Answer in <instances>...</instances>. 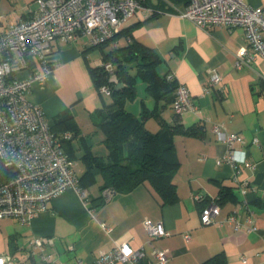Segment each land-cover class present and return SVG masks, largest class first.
<instances>
[{"label": "crops", "instance_id": "1", "mask_svg": "<svg viewBox=\"0 0 264 264\" xmlns=\"http://www.w3.org/2000/svg\"><path fill=\"white\" fill-rule=\"evenodd\" d=\"M28 1L14 21L1 22L0 30L18 18L31 17L33 0ZM244 1L264 11V0ZM160 9L164 12L147 18L137 13L125 27H130L128 33L134 39L158 55L157 75L172 72L176 82L187 87L196 108L182 111L180 123L183 129L195 126L202 132L173 135L179 161L173 174L177 201L162 204L147 182L128 192H113L104 200L102 178L95 168L92 181L83 179L79 183L84 198L76 189L68 188L49 200L46 209L29 224H20L13 218L0 219V232L11 257L27 250L32 237L49 236L53 244L46 251L59 264H75L78 257L89 263L100 250H111L115 241L123 239L131 248L145 250L144 264L152 260L154 249L167 251L166 264H201L220 251L227 264H264V58L258 57L251 66L236 68L235 54L247 44L242 27L204 29L180 17L171 7ZM113 42L104 50L124 46L128 38L123 33ZM86 47L85 38L56 41V65L42 83L33 81L27 91L28 100L41 107L56 133L71 132L63 148L79 162L78 178L86 170L84 154L104 157L108 153L98 117L105 113L110 95L98 92L89 71L102 54L98 48V57H92V48L85 50ZM127 68L135 71L133 64ZM213 70L220 80L211 85ZM146 86L147 82L138 75L135 96L126 101L125 107L138 118L147 110L142 118L145 126L158 132L162 122L173 123L175 112L172 102L157 98ZM64 117L66 121H59ZM214 124L242 136L243 143L235 142L234 149L237 159L244 158L243 162L233 164L221 159L227 147L213 130ZM195 193L200 195L199 200L194 199ZM210 204L219 205L220 213L212 223L202 224L201 212ZM231 216L243 225H249L251 218L255 230L236 232L234 222L229 221ZM145 219L160 223L169 235L151 239L142 225ZM101 224L110 230H104ZM13 259L19 261L17 257Z\"/></svg>", "mask_w": 264, "mask_h": 264}, {"label": "built area", "instance_id": "2", "mask_svg": "<svg viewBox=\"0 0 264 264\" xmlns=\"http://www.w3.org/2000/svg\"><path fill=\"white\" fill-rule=\"evenodd\" d=\"M157 1L158 4H151L150 0H33L31 17L18 18L13 25L0 30V164L10 170L0 180V219L13 218L20 224H29L46 209L49 200L68 188L76 189L85 197L79 187L76 161L63 148L71 132L56 133L41 107L27 98L31 83H42L56 65L53 56L56 41L85 38L88 45H100L111 41L137 13L147 18L164 12L160 7L167 4L180 17L204 29L242 27L247 44L235 54L236 68L251 66L258 57L264 58V11L260 8L244 0ZM1 22L0 19V28ZM95 66L108 74L109 81L116 82L115 65L111 61L100 58ZM166 79L174 80L175 76L168 72ZM219 80L220 75L213 70L211 85ZM98 92L110 95L111 89L103 85ZM172 108L178 114L188 108L196 110L185 85L177 83ZM213 130L227 147L221 159L233 164L237 160L243 162L244 158L237 159L234 149L235 142L243 143L242 136L225 132L222 124H214ZM113 192L112 188H104L103 199L108 200ZM193 197L200 199L198 193ZM220 210L217 204L205 207L201 212L202 224L212 223ZM229 221L234 222L236 232L255 230L251 218L249 225L235 221L233 216ZM101 225L104 230H110ZM142 225L151 239L169 235L160 223L145 219ZM52 244L53 238L49 236L29 239L27 251L34 264H59L46 251ZM150 256L149 264H166L169 257L166 250L160 249L151 251ZM145 259L143 248L133 249L123 239L115 241L111 250H100L86 264H139ZM242 261L246 259L242 257ZM0 264H15V260L8 253L0 252ZM75 264H85V261L78 257Z\"/></svg>", "mask_w": 264, "mask_h": 264}, {"label": "trees", "instance_id": "3", "mask_svg": "<svg viewBox=\"0 0 264 264\" xmlns=\"http://www.w3.org/2000/svg\"><path fill=\"white\" fill-rule=\"evenodd\" d=\"M122 28L114 35V41L121 34H125L128 42L124 46H113L105 51L104 47L109 42L85 48H99L101 59L109 60L115 65L116 82L108 80V74L97 66H89L95 88L98 90L106 85L111 89L110 101L105 103V113L99 114L98 125L104 132V141L108 148L106 156H93L84 154L86 170L78 178V183L84 179L92 181V170L98 169L102 178L101 190L112 188L114 192H128L144 182L149 183L159 196L161 203H174L178 199L176 184L173 174L177 170L179 161L174 150L173 135L175 133L199 134L202 132L197 127L183 129L180 123V114L175 113L172 124L161 123V130L150 131L142 118L147 115V110L142 118H138L125 107L127 100L135 96V81L140 75L147 82V89L157 98L173 102L176 80H167L166 74L159 77L155 66L159 62L154 50L134 39L129 32L130 27ZM115 43V42H113ZM133 64L134 72L127 65ZM117 83H122L119 89ZM66 121L61 118L59 121ZM53 130L54 124H52ZM10 170L0 164V180ZM80 185V184H79ZM81 187V186H80ZM139 264H144L140 262ZM201 264H227L222 251L215 253Z\"/></svg>", "mask_w": 264, "mask_h": 264}, {"label": "rangeland", "instance_id": "4", "mask_svg": "<svg viewBox=\"0 0 264 264\" xmlns=\"http://www.w3.org/2000/svg\"><path fill=\"white\" fill-rule=\"evenodd\" d=\"M28 0H0V19L5 21H14L16 16L21 13L27 7ZM151 4H158L157 0H150ZM32 8L35 7L34 2L30 4ZM162 7L169 6L167 4H162ZM116 39V38H115ZM90 54L92 57H98L99 49L97 47L92 48ZM78 169L80 168L79 162L76 161ZM0 252H6L5 239L2 233L0 232ZM12 259L17 257L18 262L15 261V264H34L32 258L29 257V252L27 250H23L22 253L12 254ZM36 259V256L33 257ZM14 260V259H13Z\"/></svg>", "mask_w": 264, "mask_h": 264}, {"label": "water", "instance_id": "5", "mask_svg": "<svg viewBox=\"0 0 264 264\" xmlns=\"http://www.w3.org/2000/svg\"><path fill=\"white\" fill-rule=\"evenodd\" d=\"M121 86H122V83H117V84L115 85V88H116V89H119Z\"/></svg>", "mask_w": 264, "mask_h": 264}]
</instances>
